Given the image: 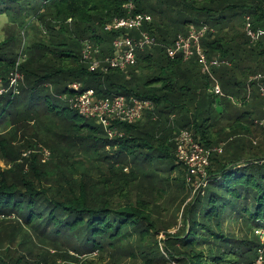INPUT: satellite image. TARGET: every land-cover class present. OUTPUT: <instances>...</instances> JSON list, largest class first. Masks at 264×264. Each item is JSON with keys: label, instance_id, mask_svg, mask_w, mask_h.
I'll return each mask as SVG.
<instances>
[{"label": "trees", "instance_id": "trees-1", "mask_svg": "<svg viewBox=\"0 0 264 264\" xmlns=\"http://www.w3.org/2000/svg\"><path fill=\"white\" fill-rule=\"evenodd\" d=\"M122 5L0 0V15L35 22L47 34L27 46L14 34L0 43L2 86L9 87L16 69L22 76L16 90L0 96V159L10 166L0 168V218L15 220L12 230L0 226V244L13 247L1 251L0 264L31 261L15 249L19 233L21 245L98 253L83 264H255L264 252L256 233L264 228V128L257 124L264 117V79L249 80L264 74V40L251 44L244 25L249 18L255 30L264 29V0H135L136 12L151 16L147 30L158 46L124 71L91 72L83 43L99 47L101 59L110 56L118 34L104 28L127 15ZM202 27L206 56L220 62L212 76L222 96L210 92L213 80L196 58L166 54L178 35ZM79 83L100 97L151 101L154 109L134 124H116L110 139L101 126L78 122V114L52 103L72 109L70 86ZM181 131L210 151L206 186L193 196L176 159ZM170 210L175 217L165 224L160 216ZM180 213L181 226L168 233ZM228 222L239 223L238 232ZM55 253L65 264L80 262L68 251Z\"/></svg>", "mask_w": 264, "mask_h": 264}, {"label": "built area", "instance_id": "built-area-1", "mask_svg": "<svg viewBox=\"0 0 264 264\" xmlns=\"http://www.w3.org/2000/svg\"><path fill=\"white\" fill-rule=\"evenodd\" d=\"M122 8L127 15L114 18L104 28L106 32L118 34L112 41L110 56L101 59L100 49L97 46L89 41L83 43L82 60L88 66L89 71L103 74L113 70L124 71L136 64L139 53L158 46L156 39L147 30V27L152 24L151 16L137 13L135 0H123ZM206 32L207 28L202 27L191 30L187 35H178L173 45L166 48V54L171 59L181 57L185 62L196 58L201 73L210 76L213 80L210 92L215 96H222L221 89L212 76V68L218 67L220 62L217 59H208L201 46V39ZM244 32L251 44L264 40V29L255 30L249 18L245 19ZM262 79H264V74H259L251 77L249 81ZM19 80H22V76L17 69L9 78L8 88L2 86L3 82L0 79V96L6 94L11 88L16 90ZM70 89L76 93L69 98L72 109L82 118L96 121L95 123L106 131L110 139L118 134L116 124H134L143 118L145 112L154 109L151 101L137 99L133 96L100 97L93 89L83 90L80 83L73 84ZM260 92L264 97L263 87L260 88ZM257 124L264 128V117L257 121ZM175 145L176 159L188 172L187 182H192V179L196 178L199 180L197 188L205 187L204 179L209 166L210 151L196 143L188 131H181L178 134ZM218 151L221 152V149ZM45 154L48 156L47 152ZM260 237L264 243V235L261 234ZM262 262L263 260L258 264Z\"/></svg>", "mask_w": 264, "mask_h": 264}, {"label": "rangeland", "instance_id": "rangeland-1", "mask_svg": "<svg viewBox=\"0 0 264 264\" xmlns=\"http://www.w3.org/2000/svg\"><path fill=\"white\" fill-rule=\"evenodd\" d=\"M31 19L32 18L30 17L29 20H31ZM16 22H18V23H13L10 20V18L6 15H0V43L3 42L11 34H14L20 40V47L21 46H27L30 41H38L39 39L44 40L47 38V34L44 35L43 31L41 30V27H39L37 25H36V27H33L35 22H33L29 26L26 25V23H24V25H23V24H20L19 21H16ZM25 26H28V27H25ZM23 30H25V31L23 32ZM22 36H24V37H22ZM22 58H24V56ZM51 101H52V103H57L58 104L57 106L59 107V109H61V110L64 109V111L68 115H70V116L74 115L75 116L77 114L74 110L69 109V108H65V105H63L61 102H56L55 99H52ZM77 118H78V122H84V123L87 122V123L92 124V125L96 124L95 123L96 121H94V120H88V119L82 118L80 116H77ZM0 129H4V126H1ZM253 129H255V127H253ZM253 129H252V131H253ZM259 135H260L259 133L256 135H253L251 137L252 141L253 140L258 141ZM42 150H45L44 152L48 153L47 149H45V148H40V150H38L36 152L41 154ZM24 152L26 153L27 151H23V153ZM0 168H2L3 170H7L8 168H10V166L6 165V163L0 159ZM172 175H173V178H175L177 176L176 171L173 172ZM198 182H199V180H197L196 178H194V181L188 182L189 183L188 186L190 188L189 191H191V196H193L197 191H199V189H201V188H197ZM160 208H163V204H160ZM171 213H175V212H171V210H170V212L164 211L163 215L160 216V219L165 224L171 223L172 218L175 217V216H173L174 214H171ZM3 221H5V222H3ZM0 222L2 223V224H0V226L3 225L2 229L8 228L7 229V231H8L9 228L11 230L13 229L15 220H14V217L11 215L9 217V219H5L3 217L0 218ZM181 223H182V219H181V213H180L178 216L177 225L175 226L173 224L171 226V229H169L167 232L171 233V234L176 233L177 229L181 226ZM227 224L230 225L231 228L233 230H235L236 232H238L237 230H239V228L241 226L239 223L238 224H233V223L229 224V222H228ZM256 233H259L260 235L261 234L264 235V228H260L259 230H256ZM15 239H16V242H15L16 248L15 249H17L21 255H24L25 257H27L28 259L31 260L30 262H28V264H65L66 261L64 258L56 256L57 254L55 252H59V251H60V253H64V252L68 251V254L71 257L73 256L78 261H80L79 264H83L86 261L98 260V258H99V255L97 252L93 253V254H85V255L79 256L78 254L74 253L71 249H69L70 245H67V244L57 245L55 247V249H57V250H54L50 247L44 248L42 245H40L39 243H36V242L33 244L32 243H26L25 245H21L23 240H24V235L21 233L17 234ZM159 239L160 240L165 239L164 235L161 234L159 236ZM0 245H1L0 255L2 254L1 251L4 248H13V247H10L8 241L1 243ZM47 256L50 257V259L48 260V262H43L42 258H44V257L47 258ZM262 258H264V252L259 251V256H258V259L256 260L255 264H258L259 262H261Z\"/></svg>", "mask_w": 264, "mask_h": 264}]
</instances>
